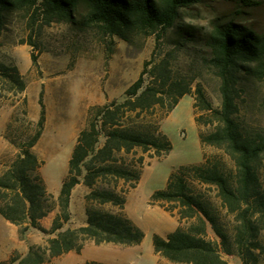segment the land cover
Here are the masks:
<instances>
[{"label":"trees","instance_id":"obj_1","mask_svg":"<svg viewBox=\"0 0 264 264\" xmlns=\"http://www.w3.org/2000/svg\"><path fill=\"white\" fill-rule=\"evenodd\" d=\"M214 0H0V36L9 16L26 21L27 43L35 47L34 32L52 23H65L78 31H97L113 43L118 38L162 35L172 29L179 11ZM235 11L226 21H216L204 36L209 67L218 79L219 107H214L201 84L175 71L174 50L157 55L154 48L138 78L121 101L112 100L88 109L67 162L58 195L53 196L40 173L33 152L45 122L40 94L39 118L11 116L4 139L15 155L0 171V216L18 228L23 238L30 229L45 236V245H33L24 255L14 252L9 264H45L74 252L88 241L95 245H139L143 231L125 214L126 195L139 183L145 164L166 157L171 142L160 123L182 97L193 98L194 124L202 161L171 171L165 188L154 191L148 205L177 220L165 238L152 237L153 253L172 264H229L221 254L237 257L240 264L264 263V127L240 121L239 83L252 78L264 83V27L247 24V10L264 6L262 0H234ZM37 67V57L31 54ZM26 83L14 65L0 60V97L18 95ZM210 129L202 131L201 128ZM83 185L85 225L64 226L70 221V198ZM110 206L117 211L107 210ZM49 230L41 221L54 213ZM83 264H106L86 261Z\"/></svg>","mask_w":264,"mask_h":264},{"label":"rangeland","instance_id":"obj_2","mask_svg":"<svg viewBox=\"0 0 264 264\" xmlns=\"http://www.w3.org/2000/svg\"><path fill=\"white\" fill-rule=\"evenodd\" d=\"M234 6V0H214L183 8L174 27L158 42L156 36L151 35L135 38L131 43L113 38V43H110L97 31H78L65 23H52L44 26L40 32H34L35 47H32L24 43L29 35L26 21L18 14L9 16L0 36V60L17 67L26 89L22 94H4L0 97V171L3 164L15 155V150L4 139L6 125L12 115L22 117L24 100L28 120L36 122L41 94L45 122L33 152L42 163L40 173L48 191L56 197L66 176L67 162L79 131L85 126L88 109L112 100L121 101L154 48H158L157 55L174 50L173 69L192 79L193 89L201 84L213 106L219 107V83L209 67L203 40L214 22L226 21L233 15ZM246 12L247 24L264 27V6ZM31 54L37 57V67L32 66ZM239 84L237 103L240 121L253 128L264 127V83L243 78ZM193 102L190 95H185L160 123L172 150L159 160H150L145 155L139 183L126 195L124 212L143 231V241L130 247L88 242L79 254L72 252L45 264L162 262V258L157 259L153 253L152 237L156 234L165 238L177 228L178 223L159 207L148 205L151 194L165 188L172 170L201 162L203 153H217L213 148L201 149L193 120ZM209 129V126L201 128L202 131ZM259 175L264 183V159ZM86 191L83 185H78L71 195L70 222L75 228L85 223L83 197ZM106 209L117 211L112 207ZM4 222L0 216V258L7 257L15 248L20 253L27 251V246L9 239ZM32 239L37 240L38 237L33 235ZM45 240L40 246L45 245ZM221 256L229 264H240L237 257Z\"/></svg>","mask_w":264,"mask_h":264},{"label":"crops","instance_id":"obj_3","mask_svg":"<svg viewBox=\"0 0 264 264\" xmlns=\"http://www.w3.org/2000/svg\"><path fill=\"white\" fill-rule=\"evenodd\" d=\"M77 187V186H76ZM75 189V188H74ZM73 192V191H72ZM86 193V192H85ZM85 193H84V195H85ZM71 195H72V193H71ZM71 199V198H70ZM107 207H110V206H107ZM54 216H55V212L51 215V216H47L46 218H44L42 221H41V225L45 228V229H47V230H49L50 229V227H51V222H52V219L54 218ZM70 221H71V219H70ZM68 222L65 226H64V229H66V228H75V227H73L72 226V224H71V222ZM85 221H86V217H85ZM84 225H85V223H84ZM83 226V225H82ZM3 227H4V229H6V231L8 232V236H9V239L11 240V241H13V242H15V243H20V244H24L25 246H27V251H28V248L30 247V246H33V245H40V244H42V242H43V239H47V238H43L44 236H42V233H40L39 231H37V230H34V229H30V230H28L27 232H26V234L24 235V237L23 238H20L19 237V233H18V228L16 227V226H14V225H12V224H10V223H8L7 221H5L4 222V224H3ZM171 233V232H170ZM169 234V233H168ZM167 234V235H168ZM33 235H36L37 237H38V239L37 240H33L32 239V236ZM166 235V236H167ZM165 236V237H166ZM88 242H91V241H88ZM87 242V243H88ZM91 243H93V242H91ZM94 244V243H93ZM118 246H120V245H118ZM124 247V246H123ZM83 250V249H82ZM27 251H24V252H22V253H20V252H18V250L15 248V249H13L12 251H11V254L10 255H8L7 257H4V258H0V264H9V259H10V257L12 256V254L14 253V252H17L18 254H20V255H24V254H26V252ZM70 253H72V252H70ZM69 254V253H68ZM64 255H66V254H64ZM64 255H62V256H60V257H58V258H54V259H52L54 262L56 261V260H59V259H61ZM157 257V259H161L160 257H158V256H156ZM162 260V262L160 263V264H172V263H169L168 261H166V260H164V259H161ZM53 263V262H52Z\"/></svg>","mask_w":264,"mask_h":264}]
</instances>
